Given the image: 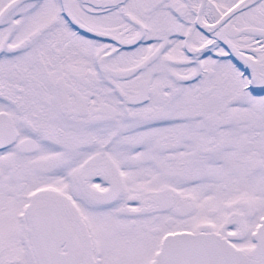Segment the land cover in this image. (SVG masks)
I'll list each match as a JSON object with an SVG mask.
<instances>
[{
  "label": "snow or ice",
  "instance_id": "snow-or-ice-1",
  "mask_svg": "<svg viewBox=\"0 0 264 264\" xmlns=\"http://www.w3.org/2000/svg\"><path fill=\"white\" fill-rule=\"evenodd\" d=\"M0 264H264V0H0Z\"/></svg>",
  "mask_w": 264,
  "mask_h": 264
}]
</instances>
